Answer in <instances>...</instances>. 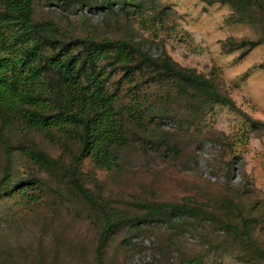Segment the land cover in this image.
Masks as SVG:
<instances>
[{
	"label": "rangeland",
	"instance_id": "rangeland-1",
	"mask_svg": "<svg viewBox=\"0 0 264 264\" xmlns=\"http://www.w3.org/2000/svg\"><path fill=\"white\" fill-rule=\"evenodd\" d=\"M5 1L0 31L11 32ZM28 8L31 24L56 40L42 55L80 39L127 44L133 58L126 68L110 58L75 66L82 86L96 77L119 119L111 170L76 162L75 138L30 129L0 108V264H264V0H30ZM79 51L64 53L81 60ZM136 51L208 78L233 109L140 64ZM45 77L57 79L53 70ZM176 205L188 213L170 211ZM102 210L121 224L98 251Z\"/></svg>",
	"mask_w": 264,
	"mask_h": 264
},
{
	"label": "trees",
	"instance_id": "trees-1",
	"mask_svg": "<svg viewBox=\"0 0 264 264\" xmlns=\"http://www.w3.org/2000/svg\"><path fill=\"white\" fill-rule=\"evenodd\" d=\"M29 2L30 0H7L4 3L7 28L13 30L0 31V108L20 116L30 129L42 133L56 129L69 138H75L80 145L78 154L74 157L76 162L90 158L98 168L111 170L117 166V157L111 148L120 139L117 128L119 119L113 112L111 99L103 96L96 77L91 73L90 85L82 86L75 66L81 70L84 66L94 69L98 60L110 58L111 64L124 65L123 68H126L133 58L131 48L118 41L70 39L61 44L62 50L42 55L40 47L44 44L52 48L56 40L40 34L39 27L31 24ZM43 29L44 32L48 31ZM245 43L249 48L258 44L248 41ZM75 46L81 51V60L78 59L80 55L75 59L64 53L67 48ZM135 54L140 64L156 67L162 76L202 92L209 102L233 109L231 102L217 93L208 78L180 70L166 59L156 64L145 53L136 51ZM49 70H53L57 79L48 80L45 77ZM60 80L63 87L58 92L55 84ZM49 93L51 98H47ZM23 152L41 166L49 167L51 164L49 157L37 150L23 149ZM71 185L83 199L91 202L90 194L78 180L73 179ZM143 207L153 218L166 216L165 210L148 205ZM170 211L188 213L187 208L181 205L171 207ZM171 214L174 216L172 212ZM101 217L103 226L97 244L98 251L105 233L121 222L119 218L111 220L103 210ZM183 264L204 263L199 258H191Z\"/></svg>",
	"mask_w": 264,
	"mask_h": 264
}]
</instances>
